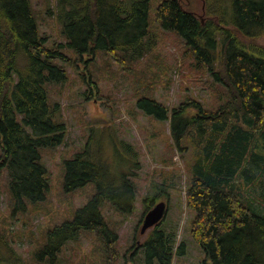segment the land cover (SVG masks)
<instances>
[{"label":"trees","instance_id":"obj_1","mask_svg":"<svg viewBox=\"0 0 264 264\" xmlns=\"http://www.w3.org/2000/svg\"><path fill=\"white\" fill-rule=\"evenodd\" d=\"M54 1L46 11L66 42L45 36L32 0H0V175L6 168L13 212L45 201L51 189L42 148L63 144L68 131L61 103L51 97L54 84L64 82L62 89L73 76L72 91L79 78L86 98L98 99L103 81L115 83L126 73L135 109L169 121L177 151L194 150L186 190L187 205L197 212L191 236L211 264H264V0H202V13L196 10L201 0H155L154 23L153 0ZM164 31L182 37L193 72L209 74L210 99L192 91L172 107L157 99L174 82L161 46ZM95 131L83 150L64 160L62 176L67 192L90 182L96 191L71 219L44 232L35 254L50 264L82 233L94 236L90 264H117L119 222L105 217L101 204L109 201L122 216L133 212L139 155L114 139L135 166L116 174ZM155 198L145 199L146 208ZM163 220L138 244L149 263L173 264L175 253L186 252L184 242L176 246L160 227ZM16 256L0 229V263L16 264Z\"/></svg>","mask_w":264,"mask_h":264},{"label":"rangeland","instance_id":"obj_2","mask_svg":"<svg viewBox=\"0 0 264 264\" xmlns=\"http://www.w3.org/2000/svg\"><path fill=\"white\" fill-rule=\"evenodd\" d=\"M32 3L40 18L41 30L50 38V42H66L55 30L52 15L46 11L48 3L55 8L56 2L32 0ZM203 8L201 0L196 5V10L202 13ZM149 14L151 23H154L155 0L152 1ZM201 19L205 21L203 16ZM160 37L163 54L168 57L167 63L173 66L174 82L168 89L157 91V99L170 107L176 105L182 95L190 91L201 100L210 99L214 88H210L212 85L208 84L209 74L192 71V58L184 52L185 42L182 37L175 31H164ZM260 41L264 45V39ZM66 52L74 55L70 48L66 47ZM67 68L69 73L77 76L72 67L67 65ZM122 74L115 83H101L102 95L96 93L98 99L94 96L86 98L84 92L88 87L81 86L79 78L72 91L70 90L75 79L73 76L65 81L66 85L62 89L57 87H61L64 82L54 84L56 86H53L55 89L51 97L60 101L68 131L63 144L42 148L43 162L48 167L51 184L45 201L36 205L29 202L25 210L19 209L14 213L7 169L3 168L0 175V229L8 234L11 245L16 250V264H50L35 254L36 249L42 245L44 232L71 219L75 210L83 206L95 193L96 185L93 182L67 192L62 176L64 160L83 150L93 129L96 130L97 139L105 144L106 158L116 174L129 173L135 166L132 163L134 158L120 152L118 146L113 143L114 139L118 141L119 138L131 144L139 155L140 165L135 169L136 174L132 179L137 187L133 212L122 216L109 201L104 200L101 204L103 215L119 222L116 223L119 233L117 264H159L157 260L149 263L145 248L138 247L155 227L141 233L144 216L149 210L145 203L147 197H156L155 202H167L168 211L160 227L171 234L176 246L183 242L185 244L186 252L182 255L175 253L173 264H211V259L206 257L202 247L191 236L192 221L197 212L188 207L186 190L191 185L190 163L194 150L190 147L177 151L171 140L169 121H157L135 109L133 81L126 73ZM258 192L255 188V193ZM93 240V235L82 233L77 241L69 242L64 247L56 264H90Z\"/></svg>","mask_w":264,"mask_h":264},{"label":"water","instance_id":"obj_3","mask_svg":"<svg viewBox=\"0 0 264 264\" xmlns=\"http://www.w3.org/2000/svg\"><path fill=\"white\" fill-rule=\"evenodd\" d=\"M204 20V19H203ZM168 211V206L166 201H158L151 207L143 219V225L141 228V233H145L146 230L156 226L160 221H162Z\"/></svg>","mask_w":264,"mask_h":264}]
</instances>
